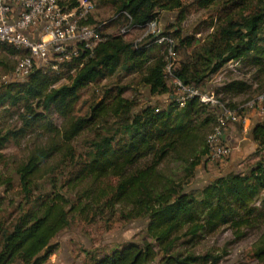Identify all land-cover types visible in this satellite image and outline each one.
<instances>
[{"label": "trees", "instance_id": "1", "mask_svg": "<svg viewBox=\"0 0 264 264\" xmlns=\"http://www.w3.org/2000/svg\"><path fill=\"white\" fill-rule=\"evenodd\" d=\"M215 1L199 0V5L208 7ZM74 6L76 0L69 5ZM234 7L236 0L230 4V8ZM171 10H179V18L184 19L187 7L182 0H119L117 15L126 11L131 25L142 28L157 20L161 11ZM243 12L238 15L225 11L201 42L182 37L178 26L172 31L164 30L173 38L176 54L179 48L190 47L197 41L185 60H176L174 77L203 89L201 86L211 75L234 62L252 67L258 89L264 88V0L255 11ZM118 17L124 26L127 19L122 14L114 19ZM83 23L94 24L90 19ZM101 35L104 39L92 52L80 49L70 60L55 61L56 69L52 64L37 67L26 80L8 83L0 92L2 107H20L34 101L42 108L17 129L0 132V150L36 128L42 129L39 139L46 137L44 146H37L30 153L19 175L22 199L16 215L11 221L0 220V264H44L55 248L42 232L45 217L54 224L57 217L61 226L67 225L70 216L91 220L104 214L127 221L145 220L146 236L109 253L91 255L83 264H150L158 256L159 264H195L211 258L218 262L219 258L209 253L184 254L180 246L196 245L200 238L224 226L236 237L245 235L243 229L261 226L264 159L247 172H230L209 181L196 193L188 191L196 167L206 155L209 157L207 139L217 128L219 109L197 98L187 100L182 107L174 101L164 72L169 47L166 43H152L153 39H149L151 43L135 47L121 34ZM17 51L12 46L0 45V52ZM65 68L73 73L67 76L66 83L58 84ZM119 70L139 74V83L151 95L168 94L169 102L163 108L139 106L137 100L123 96V88H117L113 95V90H106L86 114L73 113L80 90ZM249 89L246 81L237 79L211 91L216 96H234ZM53 113L64 120L61 128L52 123ZM86 132L90 137L82 151L69 156L67 165L72 171L62 172L56 178L50 176L46 184L52 190H40L36 175L42 164L52 158L55 144L51 139L59 137L71 142ZM251 136L257 148L264 149V120L254 123ZM167 163H177L179 171L170 173V168H164ZM113 179L106 184L101 182ZM65 185L68 190L61 192ZM38 190V195H34ZM35 207H43L45 217L36 218ZM256 255H264V240L256 247Z\"/></svg>", "mask_w": 264, "mask_h": 264}, {"label": "rangeland", "instance_id": "2", "mask_svg": "<svg viewBox=\"0 0 264 264\" xmlns=\"http://www.w3.org/2000/svg\"><path fill=\"white\" fill-rule=\"evenodd\" d=\"M232 1L216 0L208 7H201L199 0H182L183 5L187 7L184 19L179 18V10H171L161 11L157 20L165 31H172L178 26L182 37H193L201 42L213 31L218 18L221 15L223 17L225 11L231 10L232 14L237 12L238 15L244 11L243 13L247 14L252 10L255 11L256 6L261 2V0H236V7L230 8ZM118 5L119 0L94 1V8L89 13L88 19L92 20L93 25L98 27L101 34H119V30L123 26V20L121 17L114 19L118 13ZM75 18L78 19L77 16ZM142 33V29L133 28L123 37L133 43ZM32 34L35 37L42 36V27L32 30ZM197 41L190 47L179 48L176 60H185L197 45ZM25 55L26 52L20 50L16 54L0 52V92L8 83L14 82L12 71L18 61ZM55 61L59 62L51 52L46 61H35V67H47L50 64L53 65ZM54 68L56 69V67ZM62 73L58 84L66 83L67 76L73 73V70L68 71L65 68ZM254 75L255 70L252 67H244L241 64L229 62L218 72L211 75L205 84L201 86L203 89L216 91L225 82L238 79L246 81L250 85V89L245 93L234 96L222 93L219 96L217 95L219 98L224 99L223 101L230 105L229 108L240 116L238 122L228 121L223 127V133L227 136L230 129L232 130V135H230V139L227 140L226 144L231 147L233 154L216 159H211L206 155L196 167L194 177L191 178L188 184V191L196 193L205 184L220 175L230 172H247L257 161L264 159V149H258L251 136L254 123L264 120V102L252 108H243L248 101L264 91V88L258 89V83L253 80ZM139 79L140 76L137 73L119 70L113 76L88 84L80 90V99L75 105L73 113L75 115L86 114L90 105L95 101H99L106 90H113L110 91V94L113 95L117 88H123V96L131 100H137L139 106L151 104L163 108L169 102L170 95H151L148 88L139 83ZM166 82L173 91L172 80L167 78ZM36 111H42V108L34 101L14 108L0 106V132L7 129H17ZM50 117L55 126L62 127L64 120L58 114L53 113ZM243 118H246L245 122H243ZM40 134H42V129L36 128L17 141L6 143L0 150L1 221H11L17 213V205L22 199V185L19 175L25 167L30 153L37 146H44L46 137L39 139L38 135ZM89 137L90 133L86 132L71 142L64 141L59 137L51 139L55 144L52 158L42 164L40 172L36 175L40 190H52L51 185L46 184V179L50 176L56 178L62 172L65 174L72 171L67 165L70 161L69 156L74 151L81 152ZM232 158L235 159L234 162H230ZM232 163L236 164L231 166ZM164 168L166 170L170 168V173H173L172 170L179 171L177 163H167ZM112 181L114 179L111 181L102 180L101 182L106 184ZM67 190L65 185L62 187L61 192ZM38 192L39 190L35 191L34 195H38ZM35 213L36 218L45 217L43 207H35ZM59 221L56 217L54 224L53 220L45 217V223L42 224L43 234L50 244L55 247L44 264H83L88 262L91 255L97 256L109 253L112 249L120 247L126 242L140 241L146 236L145 220L143 219L127 221L119 216L110 217L104 214L94 219L91 218V220L70 216L67 225L63 224L61 226ZM241 231L245 235L236 237L229 227L224 226L214 233L200 238L196 245H181L180 249L184 254L194 252L205 255L209 253L211 256L219 258L216 263L211 258L208 262L195 264H264V255H256V247L260 245V241L264 240V221L258 228H246ZM159 260L160 256L156 257L150 264H159Z\"/></svg>", "mask_w": 264, "mask_h": 264}, {"label": "built area", "instance_id": "3", "mask_svg": "<svg viewBox=\"0 0 264 264\" xmlns=\"http://www.w3.org/2000/svg\"><path fill=\"white\" fill-rule=\"evenodd\" d=\"M71 1V0H70ZM69 0H0V45L12 46L26 52L12 71L13 80L22 82L37 67L35 61L44 62L52 52L57 60H70L78 54V50L85 49L90 52L98 42L104 38L95 25L83 23L88 19L94 8L95 0H76L77 6L69 7ZM122 14L127 23L119 30L125 36L131 29V17L126 11ZM118 14V15H119ZM116 15L114 18H116ZM77 16L78 19L75 18ZM42 27V36L35 37L32 30ZM143 33L133 41L136 47L143 43H166L168 53L164 72L166 79L173 81L174 101L182 107L187 100L197 98L201 103L219 109L218 126L208 136L209 157L211 159L229 156L231 147L223 142V127L226 122H238L240 116L220 101L214 91H203L193 85L184 84L173 75L176 62V53L173 49L174 40L164 34L157 20H152L142 28ZM149 39H153L148 42ZM53 67H56L53 65ZM264 102V92L248 101L243 108H252ZM243 122L246 118L242 119Z\"/></svg>", "mask_w": 264, "mask_h": 264}, {"label": "crops", "instance_id": "4", "mask_svg": "<svg viewBox=\"0 0 264 264\" xmlns=\"http://www.w3.org/2000/svg\"><path fill=\"white\" fill-rule=\"evenodd\" d=\"M230 135H232V130H231V129H230V132H229L228 136H227L225 133L223 134V138H222V139H223V142L226 143L227 140L230 139V138H229ZM232 154H233V152H232ZM232 159H233V158H232ZM232 159L230 160V162H234V161H235V159H233V160H232ZM234 164H236V163H232L231 166H233ZM220 176H221V175H220Z\"/></svg>", "mask_w": 264, "mask_h": 264}]
</instances>
